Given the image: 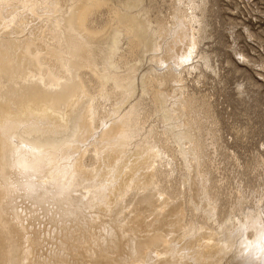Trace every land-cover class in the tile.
Masks as SVG:
<instances>
[{
	"label": "bare ground",
	"instance_id": "6f19581e",
	"mask_svg": "<svg viewBox=\"0 0 264 264\" xmlns=\"http://www.w3.org/2000/svg\"><path fill=\"white\" fill-rule=\"evenodd\" d=\"M206 2L170 0L153 18L154 0H0V264H240L257 244L264 264V195L217 180L229 147L214 105L183 76L161 90L150 65L135 91L178 21L187 54L207 39ZM57 191L67 229L50 233L33 204Z\"/></svg>",
	"mask_w": 264,
	"mask_h": 264
},
{
	"label": "rangeland",
	"instance_id": "374dc122",
	"mask_svg": "<svg viewBox=\"0 0 264 264\" xmlns=\"http://www.w3.org/2000/svg\"><path fill=\"white\" fill-rule=\"evenodd\" d=\"M207 1V14L205 20L207 21V39H205L198 48L193 49L194 51L192 50V56L191 54H187L191 50L188 49L191 47L189 46L191 38L189 39V35H187L185 23L183 21H178L175 26H172L174 30L170 32L168 35L169 38L162 44V49H152L146 55V60L149 62L144 63V69L138 76L135 91L137 92L140 86V76H142L143 73H148L150 66H153V69L155 67L158 70L157 74L159 76H157V81H159L158 86L161 87V90L167 88L165 85L166 82H164L162 77L168 73L170 83L174 89L180 88L175 82L177 83V81H179V76H183L189 88L195 91L193 93L196 94V97H198V95L199 97L206 96L207 100H210L211 105H214L213 107L216 114L219 116L221 134L224 140H228L227 147H229L226 148L225 151H227L226 153L228 154L227 158L230 159L226 160L227 154L223 153L226 155L222 156L221 160L223 158L225 160L223 159L219 162L221 169L218 170L216 175L217 177L219 174L217 180L220 178L219 181L221 182L222 180L225 183L222 182L221 184L223 185V189L225 188L224 190H228L226 188H229V186L230 189H234L240 185V187L243 186V188H248L245 192L248 195L254 191L255 194L253 193V196H249H252L251 198L254 200V198L264 195V192H262L264 190V165L262 164V162L264 163V0ZM169 3L170 0H154L152 17L155 15L156 11V14L159 13L158 15L160 16V8H162L165 13L168 12L167 10L169 8L167 5H169ZM177 3L178 2L174 3L175 8ZM155 16L157 17V15ZM39 31H42V29H39L37 32L34 31L35 33H32L31 37L37 35ZM162 38L164 39V37ZM186 43L187 45H185ZM170 47H172V55H168L167 50L168 48L170 49ZM202 53L210 57L209 64L211 66L208 69L202 64ZM151 57L152 60H150ZM154 57H156V59ZM181 65H183V67ZM194 65H200V69L196 72L194 70ZM199 73L205 74V77L200 78L202 82L198 85L196 84L197 78L201 76ZM176 93L178 94H174L172 97H175L171 99L174 101V112L177 111L173 115V119L177 114L181 118L183 113L179 108V102L183 101L184 97L180 92L177 91ZM177 99H179V101ZM174 123L178 125L179 120H174ZM233 156H235V158ZM234 159L237 160H235L236 163ZM259 161L260 165L258 166ZM235 166L236 169H234ZM250 174L253 176H250ZM101 175L102 172H100L98 176ZM237 176H241L240 178L244 179H241L243 182H239L240 180ZM248 177L250 178L247 179ZM251 177L255 178L252 180ZM234 180L237 183L234 182ZM250 180L252 181L251 183ZM244 181H246L245 183L248 182V184H245ZM229 182H232L231 184L235 183L236 186H234L235 184L231 185ZM74 184L75 188H72L73 192L69 194V197L76 196L78 193H82L87 189H97V187L103 183L97 182L96 179L95 184L92 183V186L94 185L93 187L79 180H76ZM226 185L228 186L225 187ZM257 185L262 186V188ZM55 193H57V195L51 196V198L55 200L53 203L54 205H52V203L47 205L46 210H42V206L38 208L36 204H33L35 205V209H33V206L28 204V207H32V209L37 212L35 218L39 226L43 223L44 226H42V228L47 229L50 233H53L55 229H62L65 231L67 228H65L66 226H64V224L68 222L64 221L63 224L61 219H59L62 209H55V204H57L56 198L60 196L63 197L64 195L58 191ZM201 196L206 200L204 194ZM251 198H249V202L252 203L247 202L248 205L245 203L243 207L247 208L246 206L255 203L251 201ZM17 201L19 205H25L28 202L27 200H23L22 197H18ZM263 201L259 205L264 206ZM127 208L128 205H126L125 211ZM58 211L59 214L57 213ZM54 236L55 233L54 235L52 234L51 238ZM51 244L53 246L56 243L52 241ZM258 245L259 244H257L255 249L253 248L254 250H248V252L250 251V253H252V257L244 260L243 263L240 264H251L254 262V258H257L260 252ZM248 252L243 254L241 252L239 255L242 257L247 256ZM233 264L237 263L233 262Z\"/></svg>",
	"mask_w": 264,
	"mask_h": 264
}]
</instances>
